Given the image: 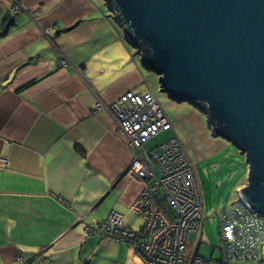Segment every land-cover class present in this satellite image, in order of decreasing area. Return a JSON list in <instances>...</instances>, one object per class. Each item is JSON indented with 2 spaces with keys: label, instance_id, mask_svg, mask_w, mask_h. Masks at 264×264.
<instances>
[{
  "label": "crops",
  "instance_id": "crops-1",
  "mask_svg": "<svg viewBox=\"0 0 264 264\" xmlns=\"http://www.w3.org/2000/svg\"><path fill=\"white\" fill-rule=\"evenodd\" d=\"M139 51L108 0H0V264H133L135 251L87 228L117 211L133 229L143 184L96 103L153 92ZM184 110L168 115L172 130L210 156L209 131Z\"/></svg>",
  "mask_w": 264,
  "mask_h": 264
},
{
  "label": "water",
  "instance_id": "water-1",
  "mask_svg": "<svg viewBox=\"0 0 264 264\" xmlns=\"http://www.w3.org/2000/svg\"><path fill=\"white\" fill-rule=\"evenodd\" d=\"M108 1L161 90L247 155L239 194L264 215V0Z\"/></svg>",
  "mask_w": 264,
  "mask_h": 264
},
{
  "label": "built area",
  "instance_id": "built-area-1",
  "mask_svg": "<svg viewBox=\"0 0 264 264\" xmlns=\"http://www.w3.org/2000/svg\"><path fill=\"white\" fill-rule=\"evenodd\" d=\"M96 107L115 116L133 152L127 173L143 186L131 207L143 216L144 223L139 230L126 228L123 214L113 211L100 224L88 225L89 233L133 246L145 264L257 261L260 246L264 256V215L252 211L241 194L221 216L224 263L198 254L204 201L189 152L177 134L160 146V153L147 149L151 138L173 128L154 92L128 90L112 102L99 99ZM194 232H199L197 243L190 240Z\"/></svg>",
  "mask_w": 264,
  "mask_h": 264
},
{
  "label": "rangeland",
  "instance_id": "rangeland-1",
  "mask_svg": "<svg viewBox=\"0 0 264 264\" xmlns=\"http://www.w3.org/2000/svg\"><path fill=\"white\" fill-rule=\"evenodd\" d=\"M106 12L113 19H116L115 13L112 14L109 9H106ZM151 74L156 78L154 79L155 86L152 88L153 92H155L158 101L167 115L173 116L175 113L183 111L184 108H186L184 110L187 112L185 113L186 116L191 115L192 120H201L204 123V129L206 128V130L209 131V138L214 142L209 146L213 152L210 156L197 159L196 156L194 158L190 153V157L201 184L204 201V220L199 255L215 263L221 262L224 255V243L221 236V216L226 212L228 207L238 199L240 189L248 184L250 167L247 162V155L241 153V150L237 146L223 137H214L212 135L213 130H211V128L208 127V123H206V121H208L206 115L202 114L197 109L196 105L190 102H178L172 99L168 93L161 90L159 76L153 72H151ZM202 134L203 130L200 136ZM174 135L176 134L172 129L160 131L149 140L147 149H156L160 153V146ZM182 135L185 136L183 132ZM202 136L205 138L204 135ZM90 218H92V216ZM127 220L131 221V227L134 230H139L144 223L143 216L136 214L134 210L131 212V220H129V218H127ZM198 237L199 232H194L191 234L190 240L197 243ZM110 239L116 242L114 239ZM118 242L119 241L116 243ZM121 243L122 242L119 244ZM124 246L131 248L132 252L135 251L133 246L129 247L131 245L126 244ZM131 261L133 264H145L143 259L135 253L132 254ZM230 264H264L261 246L259 259L257 261H232Z\"/></svg>",
  "mask_w": 264,
  "mask_h": 264
},
{
  "label": "trees",
  "instance_id": "trees-1",
  "mask_svg": "<svg viewBox=\"0 0 264 264\" xmlns=\"http://www.w3.org/2000/svg\"><path fill=\"white\" fill-rule=\"evenodd\" d=\"M13 1H15V2H18V0H13ZM8 19H10V16H6L5 18H4V20L6 21V20H8ZM175 136V135H174ZM198 254H199V251H198ZM236 261H238V260H236ZM224 263V261H223V259L221 260V262H218V263ZM231 263V262H230ZM229 263V264H230Z\"/></svg>",
  "mask_w": 264,
  "mask_h": 264
}]
</instances>
